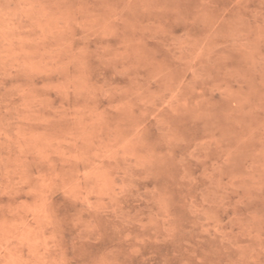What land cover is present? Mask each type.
<instances>
[{"label": "rangeland", "instance_id": "obj_1", "mask_svg": "<svg viewBox=\"0 0 264 264\" xmlns=\"http://www.w3.org/2000/svg\"><path fill=\"white\" fill-rule=\"evenodd\" d=\"M0 264H264V0H0Z\"/></svg>", "mask_w": 264, "mask_h": 264}]
</instances>
